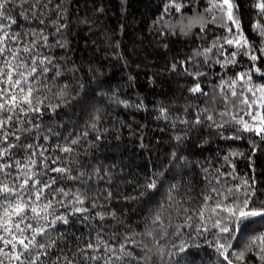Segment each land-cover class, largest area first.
Returning a JSON list of instances; mask_svg holds the SVG:
<instances>
[{"label":"snow or ice","instance_id":"obj_1","mask_svg":"<svg viewBox=\"0 0 264 264\" xmlns=\"http://www.w3.org/2000/svg\"><path fill=\"white\" fill-rule=\"evenodd\" d=\"M239 7L235 0H166L153 21L164 48L170 35L201 41L190 55L175 58L169 67L191 78L187 92L196 102L182 109L183 114L160 107L157 116L170 122L176 147L198 127L215 129L226 139L237 137V132L248 133L253 151L257 140L264 142V82L254 80L259 73L257 79L264 81V0L253 3L258 18L252 26L261 38L259 45L244 35ZM18 16L36 21L37 27L14 31ZM67 27V9L61 0H0V264H149L154 254L167 255L173 264V254L179 256L189 247L182 238L186 235L203 238L214 250L216 264H264V230L248 227L257 221L264 226V181L235 172L230 157L240 153L232 149L223 156L230 171L211 164L203 168L205 188L197 207L191 206L186 191H180L182 185L173 183L166 194L168 206L158 201L157 209L138 226L139 232L120 221L107 236L103 227H97L83 242L69 246L56 229L58 222L68 224L70 214L89 213L86 201L100 209L89 213V218L118 221L116 210L105 205L120 197L113 196L116 178L111 168L115 166L93 164L87 158L107 131L100 127L103 112L90 113V123L79 134L53 136L51 127L42 128L46 111L55 113L72 99L66 82L51 83L53 73L65 79L61 62L51 50L54 45L67 46L62 32ZM210 27H223L226 35L209 37ZM225 45L235 48L229 51ZM238 55L248 57L250 66L229 76V66L237 64ZM213 66H219L222 75L205 90L201 80H206ZM52 87L57 89L55 94L47 95ZM76 87L83 85L77 82ZM111 99L125 107L131 103L115 92ZM133 106L145 107L142 102ZM233 126L237 131L231 130ZM90 131L95 133L94 140L88 138ZM53 140L45 147L44 142ZM171 156L173 163L186 161L175 149ZM213 167L215 172H210ZM104 181L110 187L94 192L93 186ZM143 181L138 188L157 187L151 176ZM170 209L175 211V221ZM245 227L247 237L238 239ZM175 264H181L180 259Z\"/></svg>","mask_w":264,"mask_h":264},{"label":"trees","instance_id":"obj_2","mask_svg":"<svg viewBox=\"0 0 264 264\" xmlns=\"http://www.w3.org/2000/svg\"><path fill=\"white\" fill-rule=\"evenodd\" d=\"M165 2L61 0L67 9L68 27L66 31L62 30L67 46L54 45L51 52L61 62V76L65 79L56 78L53 73L51 83L62 85L66 82L68 90L72 92V99L67 105L61 104L55 113L46 111L42 128L51 127L53 136L58 134L63 137L73 132L79 134L90 123V113L97 109L103 112L104 120L100 127L107 131L87 152V158L93 164L109 168L115 166L111 168L116 178L113 196L118 193L120 197L113 198L110 204L105 205L116 210L118 221H112L111 218L104 221H100L99 217L89 218V213L100 209L92 208L86 201L85 207L89 213H77L75 216L70 214L68 224L58 222L56 229L67 238L69 246L77 241L83 242L97 227H103L104 235L107 236L110 230H116L120 221L139 232L141 228L138 226H142L145 219L157 209L158 201L160 206H168L166 194L173 183L182 185L180 191H186L191 196V206L197 207L200 193L205 188L202 183L205 175L203 168L211 164L230 171L223 160L229 149L240 153L230 157L236 165L235 172L241 177L245 174L249 177L254 175L258 182L264 181V142L257 140L256 150L253 151L248 133L237 132V137L229 136L226 139L218 135L215 129L198 127L189 133V138L181 147H176L171 138L170 122L157 118L160 107H167L174 114H183L182 109L196 102L187 92L191 78L179 68L173 72L169 71V67L171 61L175 58L184 59L191 54L192 48L201 43L198 39L194 42L190 37L170 35L164 40L168 47H163L153 21L163 11ZM235 2L240 6L237 16L244 35L254 45H259L261 38L252 26L258 18L253 10L254 0ZM100 8L102 11H97ZM17 24L14 31L37 27L36 21H26L23 16L17 17ZM212 35H226V31L223 27H210L209 37ZM225 47L229 51L235 48L228 45ZM249 66V58L238 55L237 64L229 66L228 75L232 76L234 71H242ZM221 75L220 67L213 66L206 80H201L202 86L208 90L218 83ZM259 75L257 73L254 80L257 83L264 82L257 79ZM77 82L83 87L77 88ZM56 90L52 87L47 95H54ZM113 92L120 99L131 103L127 107L113 103ZM141 102L145 107L133 106ZM231 130L237 131L234 126ZM88 138L94 140L95 133L90 131ZM55 142L53 140L44 144L49 147L50 143ZM174 149L178 156L186 157V161L173 163L171 153ZM215 167L209 171L215 172ZM149 176L156 180L157 187L146 190L138 188V184H143V178ZM108 187L109 183L104 181L93 186V191L98 189L103 192ZM125 196L129 199H124ZM170 211L175 221V211ZM248 227L256 228L257 231L264 230L259 221ZM248 227L244 228L242 235L237 234L238 239L247 237ZM182 238L188 240L189 247L179 256L173 254V264L176 259H180L181 264H216L217 256L211 246L204 243L203 238L191 236L188 239L187 235ZM149 264H169V258L167 255L161 258L154 254Z\"/></svg>","mask_w":264,"mask_h":264}]
</instances>
